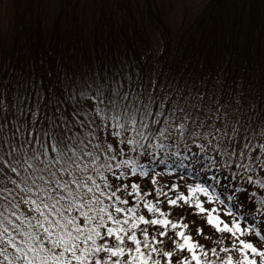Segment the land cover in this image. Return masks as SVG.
<instances>
[{"label": "snow or ice", "instance_id": "obj_1", "mask_svg": "<svg viewBox=\"0 0 264 264\" xmlns=\"http://www.w3.org/2000/svg\"><path fill=\"white\" fill-rule=\"evenodd\" d=\"M101 103L86 135L69 136L51 118L48 127L34 119L14 129L0 124V264H264V129L232 128L226 117L200 120L133 93ZM181 141L191 145L166 155L187 153L204 172L216 167L212 183L177 176L182 183L168 179L167 192L154 188L162 173L150 165L166 163L154 149ZM161 197L185 222L167 218ZM205 202H217L229 221ZM237 234L252 242L237 245Z\"/></svg>", "mask_w": 264, "mask_h": 264}, {"label": "trees", "instance_id": "obj_2", "mask_svg": "<svg viewBox=\"0 0 264 264\" xmlns=\"http://www.w3.org/2000/svg\"><path fill=\"white\" fill-rule=\"evenodd\" d=\"M0 9L6 128L51 118L86 135L102 100L133 93L264 129V0H0Z\"/></svg>", "mask_w": 264, "mask_h": 264}, {"label": "rangeland", "instance_id": "obj_3", "mask_svg": "<svg viewBox=\"0 0 264 264\" xmlns=\"http://www.w3.org/2000/svg\"><path fill=\"white\" fill-rule=\"evenodd\" d=\"M0 23H3L4 22V19H3V14L1 13V9H0ZM168 142H166L167 144ZM188 145L190 146L191 144L188 143ZM185 145H172L171 149L169 148H165L164 149V152H160L159 150L157 149H154V151L157 152V155L155 157V160L158 161L160 160L161 158H164L166 160V163L165 164H158V163H155L153 162L150 167H153L155 168V171L156 173H162L161 175H157V181L158 183L153 185L154 188H158V187H161L162 185L164 186L163 187V191L167 192L168 191V188L170 187L169 185H166L165 184V181H167L168 179H171L173 183H182L181 181H178L176 179L177 176H183V177H187L188 178V182L191 183L192 181H197V182H201L205 185L207 184H210L212 183V181L209 179L214 172L217 171L216 167H213L210 171L208 172H204L203 170H201L200 168V163L195 161L191 155H188L187 153H184V155L187 157V158H184V159H181L180 157H169L166 155V153H168L170 150L171 151H181L183 152V149H184ZM195 148H193V152H195ZM208 155L212 156L214 155L211 151L208 152ZM183 163L184 167H180V164ZM208 163H211V161H209ZM143 179V178H142ZM235 187H240V186H245L247 187L246 185H241L239 181L235 182L234 184ZM180 191H184L185 194H187V190L186 189H180ZM251 191V189H249V192ZM199 195V198L202 202L205 201V197H203V195ZM237 196L240 197L241 200L245 199V195L243 193H238L236 194ZM152 197H148V199H151ZM174 198V197H173ZM161 199V203L159 205V207L161 208V210L165 213H167V218L169 220H171L172 222H177V223H183L185 221H181L180 220V217L177 216V215H174L173 214V207L172 206H169L167 205V203L164 201L163 197L160 198ZM155 203V201H153ZM183 205V202H178V206H181ZM204 207L207 208L208 210H211L213 207L217 208V212L216 213H213L214 216H220L222 220H224L225 222H228L229 221V218L227 216H224L222 214V210L219 206V204L217 202H205L204 203ZM227 210V205L224 206V209L223 211H226ZM146 211V210H145ZM245 210L244 209H241V212H244ZM262 212H264V209H261ZM159 214H157L158 216ZM146 218H151V214H149ZM191 218H189L190 220ZM247 219L249 222L252 221V216H247ZM221 227H223V224L220 225ZM245 225L243 224L242 222V227H244ZM143 227V225H142ZM161 230L162 231H171L170 229V226L165 229L163 227H161ZM179 230H183L185 231L186 234H191L193 236V240L196 241L197 238L195 236V234L193 233H190L188 229H181V228H178L176 229V231H179ZM138 238H142V237H139V233H138ZM235 240V242L237 243V245H239V240L243 239L247 242H252L250 240V237L247 236V235H240V234H237L236 237L233 238ZM206 241V237L204 239H199L198 242L203 244L205 243ZM177 242L178 243H182V239L180 238H177ZM229 243V246H230V242ZM214 246V245H212ZM259 250H264V249H259ZM249 255H251L250 253H248ZM251 258H254V259H259L258 257H255V256H252ZM194 264V262H193Z\"/></svg>", "mask_w": 264, "mask_h": 264}]
</instances>
